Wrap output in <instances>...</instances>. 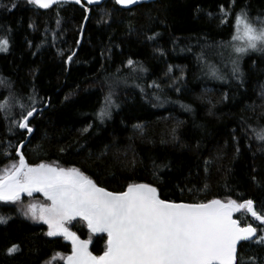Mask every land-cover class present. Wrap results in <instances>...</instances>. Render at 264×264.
I'll use <instances>...</instances> for the list:
<instances>
[{
	"label": "trees",
	"instance_id": "obj_1",
	"mask_svg": "<svg viewBox=\"0 0 264 264\" xmlns=\"http://www.w3.org/2000/svg\"><path fill=\"white\" fill-rule=\"evenodd\" d=\"M227 2L154 0L124 9L113 0H104L98 7L88 6L91 18L84 21L81 7L74 3L42 9L29 5L27 0H0L6 5L0 8V37L10 40L8 51L0 52V78L10 81L26 103L33 88L51 103L42 116L33 120L35 135L23 148L27 162H58L61 167L79 168L109 191H121L129 181L153 183L159 187L162 199L200 202L231 198L238 203L251 199L256 211H264V153L258 151L264 143L241 124L243 118L256 128L264 126V117H260L264 111L260 96L264 55L249 53L243 57L241 68L245 75L240 86L231 76L230 49L224 50L221 57L220 49L205 47L231 37L230 24L217 27L219 19L210 22L207 15L217 14L219 6ZM245 3L250 4L253 16L264 11V0H237L236 11ZM197 8L202 11L197 13ZM57 19L62 22L59 28ZM102 20L107 23H98ZM82 23L86 31L81 37L78 29ZM130 24L134 31L129 30ZM156 32L160 35L155 41L145 39L146 34ZM77 39H81L80 46L75 43ZM108 48L110 58L101 59V51ZM202 49L205 59L217 67L224 80L212 78L206 67L202 69L197 60ZM58 50L65 55L58 56ZM73 50L78 55L65 65L63 61ZM129 58L147 71L133 73L124 67ZM181 75L183 79H179ZM153 81L160 88L148 87ZM110 90L119 107L111 110L110 119L101 122L96 114ZM225 93L229 95L226 101ZM7 95L0 86V99ZM182 105H188L191 111ZM249 106H255V112ZM90 124L88 133L82 135L81 130ZM137 124L143 126V134L134 128ZM173 128L176 140L172 139ZM6 140L19 142L0 119V141ZM81 144L85 145L83 149ZM69 146V151H59ZM106 146L107 156L97 160ZM12 158L16 159L14 152ZM205 160L211 161L207 174ZM154 162L168 164L161 173L163 182L153 177ZM9 163L0 155V168ZM252 176L261 184L254 183ZM177 185L184 188L183 193ZM37 197L40 195L36 193L30 198ZM19 206L0 201V214L11 217L6 224H0V264H45L54 253L70 254L69 242L59 236H44L46 226L26 219L16 211ZM245 211L234 217L244 225L258 226L259 222ZM69 227L82 240L90 239L89 251L93 255L103 253L105 234L90 233L79 219ZM240 243L244 245L240 248L242 257L264 256V248L252 246L245 251L248 242ZM12 244H19L21 250L8 255L7 248ZM56 264L64 261L57 260Z\"/></svg>",
	"mask_w": 264,
	"mask_h": 264
},
{
	"label": "snow or ice",
	"instance_id": "obj_2",
	"mask_svg": "<svg viewBox=\"0 0 264 264\" xmlns=\"http://www.w3.org/2000/svg\"><path fill=\"white\" fill-rule=\"evenodd\" d=\"M65 2L69 0H27L29 5L42 9ZM70 2L81 7L83 19L88 21L91 18V9L88 5L98 7L101 0H70ZM113 2L124 9L142 5V0H113ZM236 5L237 0H228L227 5L219 6L217 14L211 12L207 14L210 22L219 19L217 27L230 24L232 34L228 41L206 44L205 47L220 49L221 57L224 55V50L230 49L228 63L231 65V76L243 86L245 75L241 68L243 57L249 53L264 55V11L257 12L253 16L250 4L241 5L239 11H236ZM5 7L6 5L0 3V8ZM12 7L16 5L12 4ZM201 11L200 8L196 9L197 13ZM104 14L111 15L106 12ZM57 15L59 16V13ZM152 19L149 15L148 20L151 22ZM101 22L107 23V20L98 21ZM61 23L60 19L56 20L58 28ZM29 27L33 25L30 24ZM129 30L134 31L131 24ZM10 31L9 29L8 32ZM78 31L82 37L86 31L83 23ZM159 35L158 32L146 34L145 39L155 41ZM43 43L42 41L41 44ZM75 43L80 46L81 39H77ZM9 45L10 40L7 36L0 37V52L8 51ZM29 46L31 47L30 42ZM37 47L39 48L40 45ZM156 51L161 50L156 49ZM57 55L63 57L65 53L63 50H58ZM77 55L78 52L73 50L63 63L65 65L72 63ZM110 55L111 48L101 51V59H109ZM197 60L202 69L207 68V75L224 80L217 67L205 59L203 49L197 54ZM124 67L130 68L133 73L147 71L142 64L131 58L126 61ZM171 71L172 66H169L168 72ZM179 79H183V75ZM0 86L8 92L7 96L0 99V119L3 120L7 132L19 138L17 144H13L11 140L0 141V155L11 161L0 168V201L20 205L16 211L26 219L47 225L44 236H59L71 242L70 254L54 253L45 264H56L57 260H63L64 264H264V256L240 255V248L244 247L240 242H248L249 247L245 251H250L252 246L264 248V211H256L254 201L251 199L242 203L231 198L177 202L162 199L159 187L153 183L129 181L123 185V190L109 191L99 186L79 168L61 167L58 162L28 163L23 148L31 143V137L35 135L33 120L37 116H42L44 110L51 106L50 99L39 97L33 88L26 103L22 96L15 93L11 82L6 78H0ZM148 87L160 88V85L153 81ZM109 88L111 89V85ZM176 90L180 91L179 88ZM141 92L143 93L144 89H141ZM70 95L72 93L65 96V100H68ZM260 96L264 99V85L261 86ZM155 99L160 98L155 96ZM228 99L229 95L225 93L223 100ZM118 107L110 90L104 96L96 114L97 118L101 122L105 118L110 119L111 110ZM182 107L186 111H191L188 105ZM249 108L255 112V106ZM260 117H264V111L260 113ZM241 124L246 125V131H251L257 141L264 143V126L256 128L243 118ZM91 127L90 124L83 128L81 134H87ZM134 128L143 134L142 125H134ZM171 134L172 139L176 140V128L172 129ZM232 139L236 141V136L233 135ZM84 147L85 145H80V149ZM36 148L39 149L40 145ZM70 148L71 146L62 147L59 151L64 153ZM258 151L264 153V147ZM13 152L16 159L12 158ZM235 153L236 155L240 153L238 144ZM106 156L107 146L96 156V159L103 161ZM210 163L209 160L204 161L206 174L209 172ZM167 167V163L154 162L153 177L163 182L161 173ZM252 171L256 172L257 169L253 167ZM113 178L115 179V176ZM252 181L261 184L256 176H252ZM177 187L180 188L181 193L184 192L183 187L180 185ZM188 191L191 193L192 189ZM34 193L42 194L44 201L24 204L22 195L32 197ZM244 209L259 222L258 226H253L252 223L241 226V223L233 218L234 213ZM77 218L86 225L90 233L107 235L105 250L101 255L95 256L89 251L90 239L82 240L70 229L69 225ZM9 219L11 217L0 214V224H6ZM20 250L19 244H12L7 248V254L12 255Z\"/></svg>",
	"mask_w": 264,
	"mask_h": 264
},
{
	"label": "rangeland",
	"instance_id": "obj_3",
	"mask_svg": "<svg viewBox=\"0 0 264 264\" xmlns=\"http://www.w3.org/2000/svg\"><path fill=\"white\" fill-rule=\"evenodd\" d=\"M34 195V194H33ZM40 195V198L39 197H37V198H30V197H28L27 195H24V196H26L27 198H22V201L24 202V204H28V203H30V202H43L44 201V198H43V196H42V194H39ZM30 198V199H29ZM23 199H26V200H23ZM246 209H244V211H245ZM242 210H239L238 212H236V213H234L233 214V218L234 219H236L234 216L236 215V214H239L240 212H241ZM245 212H247V210L245 211ZM248 213V212H247ZM249 214V213H248ZM250 215V214H249ZM239 216H241V215H239ZM251 216V215H250ZM79 218H77L76 220H78ZM29 221H32V220H30V219H28ZM236 220H238L240 223H241V226H245L244 224H242L243 222L241 221V219L240 218H238V219H236ZM46 226V228H47V225H45ZM63 238V237H62ZM72 247V246H71Z\"/></svg>",
	"mask_w": 264,
	"mask_h": 264
},
{
	"label": "water",
	"instance_id": "obj_4",
	"mask_svg": "<svg viewBox=\"0 0 264 264\" xmlns=\"http://www.w3.org/2000/svg\"><path fill=\"white\" fill-rule=\"evenodd\" d=\"M104 0H101V2H103ZM152 1H154V0H142V2H152ZM65 3H72V2H70V0H69V2H65ZM88 6H94V5H88ZM38 194H40V193H38ZM24 195H26V194H24ZM24 195H22V196H24ZM87 228V227H86ZM95 234H100V233H95ZM101 234H104V233H101ZM106 235V234H105ZM106 237H107V235H106ZM67 242H69L70 243V245H71V242L70 241H67Z\"/></svg>",
	"mask_w": 264,
	"mask_h": 264
}]
</instances>
